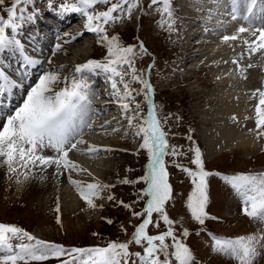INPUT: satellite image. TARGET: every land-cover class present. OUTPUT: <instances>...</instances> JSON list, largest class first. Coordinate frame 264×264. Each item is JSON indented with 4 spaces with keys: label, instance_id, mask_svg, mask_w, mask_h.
Returning a JSON list of instances; mask_svg holds the SVG:
<instances>
[{
    "label": "rangeland",
    "instance_id": "374dc122",
    "mask_svg": "<svg viewBox=\"0 0 264 264\" xmlns=\"http://www.w3.org/2000/svg\"><path fill=\"white\" fill-rule=\"evenodd\" d=\"M181 1L188 3V0H171L175 19L172 28L168 27V23L162 22L161 14L157 11L158 5L149 7L150 0H142L141 4L132 12L130 19L125 18L119 23L106 26L108 28L107 34L109 36L118 35L121 43L125 46L138 47L142 43L147 49V55L138 58L135 66L138 70L144 72L145 78L151 83L153 87L151 99L158 106V111L164 117H167L164 130L168 133L169 143L181 146L182 151L187 153L185 156L177 157L178 162L194 167L190 164L192 154L188 151L194 142L195 146L200 149L205 168L209 172L220 173L221 175L262 172L264 171V136L257 137L258 130L255 126V102H259V95L253 103L249 100L243 108L242 103L239 104L236 95L233 93L234 85L238 83V80L240 82V92L244 97H246L245 92L257 95L258 90L264 91V74L261 68L262 65L264 66L262 50L250 54L249 46L245 43L246 40L248 41L247 38L250 37V31L244 33V36L249 34L245 36L246 38L243 33L239 35L233 31V34L237 35L235 44L224 41V46L235 54L230 55L231 52L228 51L224 57L221 55L219 59L221 63L218 65V69L221 72L222 79L219 84L215 85L216 77L209 74L211 66L208 63L211 61V55L207 50L208 37H212V29L209 28V24L203 25L196 19L203 17L200 14H196L195 18L185 26H180L183 22L182 13L186 11L189 14L194 13V9L190 5L177 7L176 4ZM228 1L231 3V0ZM50 2L52 7H49ZM62 2L63 0H31V3L26 5L25 15L34 12V16L31 21L23 24L18 33V39L22 45L35 46L36 40L32 36L37 31L33 29V23L35 22L37 26L41 22H45L44 20H53L52 14L58 18L61 15L59 5ZM7 6H10V0H5V7ZM107 7L108 5L99 4L96 6V10L103 11ZM74 14L75 17H72L73 21L70 25H67V22L63 23L65 25L61 28L62 34L60 31H54L53 34L49 33L45 26L51 30V25L47 22H45L47 25H40L44 30H38V32H41L42 36L51 42L50 45L47 43L50 46L49 50L51 47V50L55 49L57 43L61 44V49L64 48V33L70 32V29L78 27L84 33L82 38H77V43L74 46L66 47L65 52L62 51L61 53L59 51L54 54V50L50 53L47 51L45 56L42 57V59L46 57L45 61L47 63H45V66L47 67H44L37 75L31 74L32 76L35 75L32 80L28 77L20 79L22 96L17 95L15 98L20 104L26 98L27 92L38 82L40 75L45 71L58 70L63 66L62 71H60L61 77H71L74 71L71 72L70 66L64 65L65 62L73 63L74 61L81 64L88 59L103 60L106 56L107 50L103 45L96 43V35L84 30L85 17L79 13ZM0 15L6 18L7 13L0 9ZM199 20L203 21V18ZM58 23L61 24L60 21ZM251 24L253 27L264 25V16L260 15L258 18H254ZM240 27H242L241 24ZM197 30L202 31H199V36L195 37L194 32ZM251 31H253L252 28ZM181 32L185 34L183 37H180ZM79 33L77 31V33L71 34ZM55 36L56 41L53 38ZM224 36L216 35L218 40H215V46L220 44L219 39L223 42ZM39 37L37 40L40 39ZM251 37L253 39L252 34ZM252 39L250 42L253 41ZM193 40L198 42L194 48L188 44L194 42ZM187 46L189 47L187 52H191L189 57L184 55L187 52L183 53L184 48ZM9 50L8 53L2 51L5 59L11 62L22 59L20 52L13 49ZM194 52H198V54L193 55ZM2 54L0 53V56ZM212 61L214 62L213 65L217 62L215 59ZM233 61H236V63H233ZM226 63L228 70H226ZM150 65L152 67L149 70ZM40 67V65L37 67V72H39ZM189 67L192 68L190 71H188ZM211 70L215 71L214 67H211ZM228 73H233L235 76L232 77ZM93 75L99 76L96 79L97 85L98 80L101 81L102 79L107 84V90L112 91L111 83L105 74H87V77L92 78ZM252 76H256L253 83L251 81ZM258 82L259 85L256 86L255 83ZM131 86L134 89L141 87L139 83H133ZM93 91L91 97V107L95 110L91 117V121L94 122L93 128L92 130L85 129L86 132L83 135L85 144L79 145V147L83 150L89 143L87 140H104L110 141L111 144L100 149H108L109 147L112 150L110 152L101 150L95 153L96 160L90 159L89 156L82 157L88 158L91 169L85 167L86 171L65 172L59 176H54V167H49L44 171L36 168L28 172V178L25 179L23 169H19L17 173H9L7 166H0V223L17 225L37 239L59 244L67 249L103 247L110 241L119 240L123 242L130 239L134 226L140 221L133 218L131 212L117 202L132 203L136 200V192L144 188L145 184L143 182L123 184L121 181L125 179L135 181L144 175L148 164V153L147 150L140 148L142 137H137L135 129L128 127V121L122 114L115 97L111 98L115 107L107 111L113 106V102L107 99L108 103L103 104L104 100L98 101L100 99L98 97L105 98L102 95L100 96L101 91L97 88ZM215 95L221 97L222 104L215 99ZM135 100L141 103L143 113L146 115L148 105L144 102L143 95L135 96ZM17 102L11 108L12 110L19 106ZM223 112L230 114L231 117L221 118L222 121H225L224 124H221V120H215L213 116L215 113L219 115ZM232 118L236 123L235 129L230 124ZM102 121H109L110 123L106 127H102L104 123L97 125ZM218 126L224 127L226 130L225 137H229V140H225L224 136L221 138L219 131L216 134L218 141L215 140L214 145L203 143L202 138L208 139L210 143L213 141L212 136H215L213 129ZM113 129H117V131H113ZM244 131H248L250 135H253L254 141H256L255 148L251 151L250 149L244 150L239 144L240 136L246 137L242 134ZM188 136H191L192 139L189 140ZM220 139H222V143ZM79 152L81 151H73L70 158L81 157ZM48 154L52 153L49 151ZM73 161L79 165V161ZM165 161L170 174L169 181L176 196V200L167 206V210L170 218L177 222V234H179L181 228H188L189 236L185 239V243L193 251L197 264H236L234 260L213 251L212 235L235 238L258 233L260 230H264V225L244 215L241 200L231 186L226 184L220 176L212 175L208 178L209 202L206 211L211 217L218 219L206 220L205 226L202 228L192 221L185 205L187 195L192 188L190 179L173 166V157L166 156ZM69 175L72 179L81 181L84 184L99 182L104 185H114V187L106 188L101 193L100 198L94 200L97 207L92 209L81 199L75 187L69 182ZM18 179L20 183H17ZM66 186L74 192L76 198L74 206L68 205L67 198H64L63 191L67 189ZM109 195L114 196L115 199L109 201L107 199ZM234 195L237 201L232 202L234 203L232 204L229 199ZM143 203L141 201L136 204L134 206L135 210L139 211L143 207ZM57 204H59L58 211ZM57 217H59V223ZM108 219L112 220L113 223H107ZM121 225L126 229V232L121 229ZM163 230H165V226L161 222L158 229L150 226L149 233L155 235ZM17 243H20V241H13L14 245ZM130 250L135 252L141 249L133 244L130 246ZM75 255L73 253L71 256L53 257L42 262L33 261L30 264H63V261L71 260ZM255 264H264V249L260 250V255L256 257Z\"/></svg>",
    "mask_w": 264,
    "mask_h": 264
},
{
    "label": "snow or ice",
    "instance_id": "6c2138e0",
    "mask_svg": "<svg viewBox=\"0 0 264 264\" xmlns=\"http://www.w3.org/2000/svg\"><path fill=\"white\" fill-rule=\"evenodd\" d=\"M142 0H63L59 5L61 13H79L85 17L83 28L94 33L96 43L103 45L107 54L103 60L88 59L76 65L71 77H61L58 70H47L40 75L38 82L27 92L19 106L14 110L4 111L0 106V166H7L9 173H17L23 169L25 179L28 172L40 168H55L54 176L65 172L86 171L80 169L69 153L81 151L91 155L109 149H100L89 144L86 149L78 146L85 144L83 135L85 129L92 130L91 117L95 110L91 107L92 92L87 81V74L104 73L111 83L112 95L120 105L122 114L128 121V127L135 129V135L142 137L140 148L147 150L148 164L143 176L132 181L125 179L123 184H138L145 187L136 192V200L132 203L118 201L123 208L129 210L133 218L140 222L134 226L130 239L127 241H110L103 247L71 248L37 239L25 229L17 225L0 223V264H30L42 262L53 257L76 255L63 264H197L191 248L185 243L189 236L188 228L176 231L177 222L170 218L167 206L176 200L174 189L169 181L166 156L173 157L172 164L182 171L191 181V191L187 195L185 205L192 221L202 228L211 217L206 211L209 194L208 178L212 175L220 178L234 190L242 203V212L250 219L264 225V171L221 175L209 172L205 168L201 151L193 142L188 151L191 152L190 167L178 162L177 157L187 155L181 146L169 143L168 133L164 130L167 117H164L158 106L152 101L153 87L144 72L135 66L136 60L147 55V49L141 43L138 47L123 45L118 35L109 36L108 28L125 18H131L132 12ZM31 0H10V6L5 7V0H0V9L7 13L6 18L0 15V51L9 49L23 54L24 48L18 39V33L27 21H31L33 13H26V5ZM99 4L108 5L106 10L97 11ZM257 0H231L232 20L243 19L250 27L251 16L254 13ZM158 5L162 22L172 28L175 19L171 0H150L149 7ZM243 5L245 11L240 12ZM49 7H52L50 2ZM249 31L244 27L237 34ZM259 33V35H256ZM255 40L245 41L250 54L264 50V25L253 27L251 33ZM83 33H64L65 43L75 41ZM237 35L224 36V41L235 40ZM59 39V37H58ZM61 50L57 43L54 54ZM29 63H35L25 57ZM51 62V61H50ZM236 63V61H233ZM149 66V70L151 69ZM251 67V65H249ZM12 82L0 74V91L6 89ZM133 83H139V89L132 88ZM63 84V86H61ZM122 86V88H121ZM259 102L255 109V125L257 137L264 136V91H259ZM143 95L147 103V113H143L142 105L136 102L135 96ZM110 122L105 121L102 127ZM117 131V129H113ZM191 140V136L187 137ZM52 154H48V152ZM69 182L75 187L81 199L89 208L95 209V199H99L106 188L114 185H104L99 182L84 184L72 179ZM17 183H20L19 179ZM109 201L114 196L107 197ZM143 201V207L136 211L134 206ZM59 204H57V211ZM59 223V217H57ZM163 223L165 230L152 235L149 228H159ZM107 223H113L108 219ZM121 229L126 232L123 225ZM213 251L234 260L236 264H255L260 250L264 249V230L235 238L212 235ZM20 243L13 244V241ZM26 241V242H24ZM136 245L140 251H131L130 246Z\"/></svg>",
    "mask_w": 264,
    "mask_h": 264
},
{
    "label": "bare ground",
    "instance_id": "6f19581e",
    "mask_svg": "<svg viewBox=\"0 0 264 264\" xmlns=\"http://www.w3.org/2000/svg\"><path fill=\"white\" fill-rule=\"evenodd\" d=\"M187 5H190V6H192L193 7V9H194V13L193 14H189V13H187V11L185 12V13H182V19H183V22H182V24H180V26L181 25H183V26H185L190 20H192L193 18H195V15L196 14H200V15H202L201 17L203 18V21H200L199 19H202V18H196L199 22H201L203 25H206V24H209L210 25V27L209 28H211L212 29V37H208V44H207V46H208V52L210 53V55H211V58H210V62L208 63V65L209 66H211V67H214V69H215V71H212L211 70V67H210V69H209V74L210 75H213V76H215L216 77V83H215V85H217V84H219V81L222 79L221 78V76H220V71H219V69H218V65L221 63L220 61H219V59L221 58V55H222V57H224L225 56V54L229 51V52H231L230 53V55H234L235 53H232V51H230L229 49H227L225 46H224V40H223V42H221V39H219V41H220V44L219 45H217V46H215L216 44H214V42H215V40L217 41L218 40V38L216 37V35H227V36H232V35H234L233 34V31H235V32H237V30L240 28V24H241V26L242 27H244V28H246V29H249V31H250V33H252V31H251V28H252V30H253V27H250L249 26V22L248 21H245V20H243V19H237V20H232V18H231V10H232V5H231V3L228 1V0H188V3L187 2H183V1H181V2H179V3H177L176 4V6L177 7H183V6H187ZM244 11H245V9H244V7H243V5H241L240 6V12H241V14H243L244 13ZM260 15H263L264 16V11L263 10H258V7H257V5H256V7H255V9H254V13H253V15L251 16V21L254 19V18H258ZM75 17V14L74 13H67V14H64V13H61V15H59V17H58V19H60L61 18V26L59 27V30L58 31H60L61 32V34H62V31H61V28L62 27H64V25H63V23L64 22H67V25H70L71 24V22L73 21V18L72 17ZM56 17V16H55ZM212 18V20H214V22L212 23V22H210L208 19H211ZM207 21V22H206ZM258 21V20H257ZM242 22V23H241ZM259 22V21H258ZM255 23V22H254ZM257 23V22H256ZM42 24H44V23H42ZM244 24V25H243ZM36 31H37V36L36 37H38V35H39V33H38V30H40V29H35ZM57 31V32H58ZM77 31H79L80 33H84V31L82 30H79V28L78 27H76V29H70V32H68V33H77ZM199 31H202V30H197V31H195L194 33V36L195 37H198L199 35ZM249 31H247V32H244V33H248ZM244 33H243V36H244ZM35 34V35H36ZM242 34V33H241ZM240 33H239V35H241ZM259 34V33H258ZM185 34L184 33H180V37H183ZM246 35H249V34H245V36ZM257 35V34H256ZM244 36V37H245ZM81 36H78V38H80ZM54 38V41H56L57 40V38H56V36L55 37H53ZM82 38V37H81ZM246 38V37H245ZM255 38V36L253 35V39ZM64 40H66V38H63ZM248 39V41L250 42V40L252 39V37H251V34H250V37L249 38H247ZM252 39V40H253ZM246 40V39H245ZM194 41V40H193ZM229 42L230 43H232V44H235V40H229ZM77 43V39L75 40V41H73V42H71V43H65V47L64 48H62L61 50H60V52L62 53V51H66V47L67 48H70V47H72V46H74V44H76ZM35 44V43H34ZM189 45H192V48H194L197 44H198V42L195 40L194 42H191V43H188ZM194 44V45H193ZM188 45V46H189ZM185 47L184 48V50H183V53H186L187 52V48H189V47ZM23 48H24V51H23V60H22V63H25V68H31V71H32V69H34V68H36L37 67V65L38 64H35V63H29L28 62V60H26L25 59V57L27 56V57H29V58H31L30 56H29V51L27 50V49H29V50H32V52H34V53H37V51H34V49H32L31 48V46L29 47V46H27V45H23ZM224 48V50L222 51V49ZM54 50V49H53ZM53 50H51V51H53ZM190 50H192L191 48H190ZM221 51H222V53H221ZM191 54V52L190 51H188L186 54H184V55H187V57H189V55ZM195 54H198V52H194V54L193 55H195ZM62 55V54H61ZM216 60L217 62L213 65V61L212 60ZM31 60L33 61V59L31 58ZM223 63V62H222ZM78 64H80V63H78V62H74L73 61V63L72 62H69V63H64V65H69L70 66V68H71V72H73L74 71V69H75V67H76V65H78ZM59 65H61V64H59ZM204 67H205V65H203ZM261 68H262V71H263V74H264V70H263V65L261 66ZM192 68L191 67H189V69H188V71H190ZM43 70V69H42ZM226 70H228V65H227V63H226ZM3 72V73H2ZM193 72V71H192ZM38 72L36 71V70H34V71H32L31 72V74H37ZM68 73V72H67ZM188 74H190L189 72H187ZM0 74H2L3 76H6L7 78H8V80L9 81H11L12 83L6 88V89H4V90H2V91H0V94L2 93V95H5L6 96V98L7 97H15V93L16 94H18V93H21L20 92V90H18V85L15 83V81L16 80H18L19 81V79L20 78H25L26 77V75L28 74V73H23L22 71H14V70H12L11 69V65L8 63V61L6 60V59H4L3 58V55H2V57H0ZM230 76H235L233 73H228ZM102 75H104L103 73H102ZM260 75H262V73H260ZM32 76V75H31ZM88 78V77H87ZM97 78H99V76L98 75H93V77L92 78H88V83H89V85H90V88L92 89L91 90V92H92V94L94 93V91L93 90H95V88H97L98 87V85H97V82H96V79ZM255 78H256V76H252L251 77V81H252V83L254 82V80H255ZM93 81H95V83H93ZM258 81H259V78H258ZM256 82V81H255ZM239 80H238V83H236L235 85H234V91H233V93L236 95V97H237V101L239 102V104H241L242 103V107L244 108V106H245V104L246 103H248L249 102V100L250 101H252V103H253V101L255 100V98L259 95V93H257V95L256 94H254V93H249V92H245L246 93V97H244L242 94H241V92H240V89H239ZM255 85L256 86H258L259 85V82L258 83H255ZM108 88V87H107ZM99 90V89H98ZM100 91V90H99ZM103 96V97H105V98H102V97H98V98H100L98 101H102V100H104L103 101V104H105V103H108V101H107V99H109L110 101H112L113 102V106H111L109 109H107V111H110V110H112L114 107H115V105H114V101L111 99V97H109V96H107L104 92H102L101 91V93H100V96ZM236 97H234V98H236ZM215 99L217 100V101H219V103L220 104H222V99H221V97H218V95H215ZM116 104V103H115ZM258 103H257V101L255 102V106L257 105ZM2 106H4V105H2ZM9 106H11V104L9 105ZM120 106V105H119ZM220 106V105H219ZM216 107V106H215ZM241 107V106H240ZM217 108V107H216ZM206 115H209V114H206ZM230 116V114H227V113H225V112H223V113H219V115H217V113H215L214 114V116H213V118L215 119V120H221L220 121V123L221 124H224L225 123V121H222V119L221 118H225V117H229ZM231 117V116H230ZM201 118V117H200ZM203 118V117H202ZM207 118V117H206ZM220 118V119H219ZM109 120V119H108ZM206 120H208V119H206ZM209 122H211V121H209ZM104 122L102 121L101 123H97V125L98 124H100V125H102ZM208 123V122H207ZM219 124V123H218ZM230 124H231V126H232V128L233 129H235V127H236V123H235V121H233V118H232V121L230 122ZM211 125V124H210ZM209 125V126H210ZM213 125V124H212ZM214 126V125H213ZM256 126V125H255ZM202 128H204L203 126H202ZM209 129V128H208ZM215 129H216V131H215ZM200 130V129H199ZM214 130V137L212 136V138H214L213 139V141L210 143L209 142V140L208 139H206L205 140V138H202V141H203V143H206L207 145H210V144H213L214 143V141L215 140H217L218 141V137H216V134L220 131V133H219V135L221 136V138H222V136H226V130L224 129V127L223 126H218V127H216V128H214L213 129ZM86 132V131H85ZM199 132V131H198ZM210 132V131H209ZM200 133V132H199ZM211 134H212V132H211ZM210 134V135H211ZM242 134H244V135H246V137H241L240 136V142H239V144H240V146L241 147H243L244 148V150H247V149H250V151H251V149H253V148H255L254 146H255V142L256 141H254V136L253 135H250L249 134V132L248 131H244V133H242ZM200 135H202V133H200ZM210 135H208V136H210ZM225 140H229V137H225L224 138ZM92 140H94V139H92ZM221 140V143L223 142L222 141V139H220ZM89 143H87V146L89 145V144H91V145H95V146H97L98 148H101V147H107L108 145H110L111 143H110V141H97V140H94V141H90V140H87ZM258 144V143H257ZM256 144V145H257ZM214 145V144H213ZM87 146H85L83 149H86L87 148ZM250 146V147H249ZM79 147V146H78ZM80 148V147H79ZM80 149H82V148H80ZM108 149H109V152L112 150L111 148H109L108 147ZM213 149V148H212ZM211 150V149H210ZM81 152H79V155H81V157H79V158H77V157H73V159L72 160H76L78 163H79V167H81L83 170H86V168L85 167H87V168H89V169H91V163L89 162V160H88V158H82V157H86V156H89V157H91L90 159H95L96 160V157H94V154H91V155H82V154H80ZM75 154V153H74ZM70 155H72V152L71 153H69V156ZM91 162H92V164H94L93 163V161L91 160ZM80 168V169H81ZM94 174V173H93ZM67 187V186H66ZM65 187V188H66ZM63 193H64V198H67V200H68V205H70V206H74L75 204H76V198H75V196H74V192L73 191H71L68 187H67V189H65L64 191H63ZM230 201L229 202H234L235 203V201H237V199H236V197L235 196H232L230 199H229ZM234 203H232V204H234ZM227 216V215H226Z\"/></svg>",
    "mask_w": 264,
    "mask_h": 264
}]
</instances>
